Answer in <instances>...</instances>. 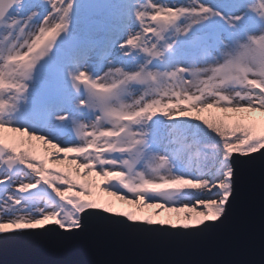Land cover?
I'll use <instances>...</instances> for the list:
<instances>
[{
  "label": "snow or ice",
  "instance_id": "snow-or-ice-1",
  "mask_svg": "<svg viewBox=\"0 0 264 264\" xmlns=\"http://www.w3.org/2000/svg\"><path fill=\"white\" fill-rule=\"evenodd\" d=\"M257 153L264 0H0V236L204 231Z\"/></svg>",
  "mask_w": 264,
  "mask_h": 264
},
{
  "label": "water",
  "instance_id": "water-1",
  "mask_svg": "<svg viewBox=\"0 0 264 264\" xmlns=\"http://www.w3.org/2000/svg\"><path fill=\"white\" fill-rule=\"evenodd\" d=\"M222 221L188 233L87 216L84 227L0 236V264H264V157L237 166Z\"/></svg>",
  "mask_w": 264,
  "mask_h": 264
}]
</instances>
